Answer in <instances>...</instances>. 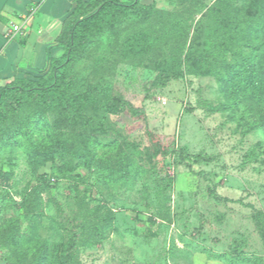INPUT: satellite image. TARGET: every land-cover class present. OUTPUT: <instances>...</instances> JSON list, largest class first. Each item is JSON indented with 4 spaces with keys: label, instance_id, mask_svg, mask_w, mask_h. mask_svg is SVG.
Masks as SVG:
<instances>
[{
    "label": "rangeland",
    "instance_id": "374dc122",
    "mask_svg": "<svg viewBox=\"0 0 264 264\" xmlns=\"http://www.w3.org/2000/svg\"><path fill=\"white\" fill-rule=\"evenodd\" d=\"M215 2L156 6L179 16L188 47ZM166 19L131 15L76 65L78 74L138 108L135 114L109 115L103 136L57 130L58 139L70 140L64 160L32 157L35 147L47 146L46 131L14 146L0 142L1 258L33 259L10 243L20 234L47 244L49 264L60 263L72 239L65 264H264V103L250 93L236 105L219 78L190 74L146 98L145 86L176 42L144 57L121 49L134 33L162 34ZM85 147L98 154L89 168L80 163ZM125 153L135 161L127 176Z\"/></svg>",
    "mask_w": 264,
    "mask_h": 264
},
{
    "label": "trees",
    "instance_id": "16d2710c",
    "mask_svg": "<svg viewBox=\"0 0 264 264\" xmlns=\"http://www.w3.org/2000/svg\"><path fill=\"white\" fill-rule=\"evenodd\" d=\"M183 1L187 0H167L170 4ZM75 3V10L65 20L57 39L62 53L52 58L50 70L37 79L14 78L0 85V142L4 145L14 146L24 138L46 131L47 146L35 147L32 157L44 156V162L56 157L64 160L69 154L70 140L58 139L57 130L103 136L107 133L109 115L124 111L135 114L138 108L114 95L109 86L92 83L76 71L78 62L98 38L111 34L135 14L156 12L167 19L162 34L146 30L129 36L121 49L128 56L144 57L176 42L156 79L145 86L146 98L190 74L219 78L222 92L236 105L240 96L250 93L264 103V0H216L204 13L188 47L179 16L159 9L156 4H144L142 0H75ZM49 115L55 117L54 121H50ZM116 142L109 146L115 147ZM85 152L87 158L81 157L80 163L89 168L98 154L92 148ZM127 154L120 158L124 176L135 169V161L127 160ZM172 154L173 151L164 153L167 158ZM182 156L189 163L204 161L200 155ZM19 237L16 242L10 237V243L17 250H27L33 259L29 263H15L0 257V264H49L46 243L40 245L35 239L20 234ZM72 245L73 239L58 264H65Z\"/></svg>",
    "mask_w": 264,
    "mask_h": 264
},
{
    "label": "crops",
    "instance_id": "0c3cea01",
    "mask_svg": "<svg viewBox=\"0 0 264 264\" xmlns=\"http://www.w3.org/2000/svg\"><path fill=\"white\" fill-rule=\"evenodd\" d=\"M75 7V0H0V83L37 79L50 70L52 58L62 53L57 39ZM34 9L26 34L8 38L11 25Z\"/></svg>",
    "mask_w": 264,
    "mask_h": 264
},
{
    "label": "built area",
    "instance_id": "2783aa9c",
    "mask_svg": "<svg viewBox=\"0 0 264 264\" xmlns=\"http://www.w3.org/2000/svg\"><path fill=\"white\" fill-rule=\"evenodd\" d=\"M37 10L34 9L29 13L27 16L24 17L22 21L19 23H13L11 27L8 30L7 37L10 39H13L17 35H24L27 32V28L29 26V23L31 22L32 18L36 14Z\"/></svg>",
    "mask_w": 264,
    "mask_h": 264
}]
</instances>
